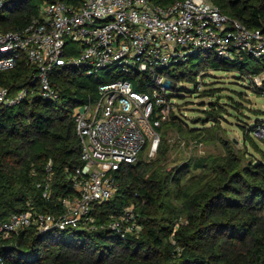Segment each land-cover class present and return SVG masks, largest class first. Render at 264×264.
<instances>
[{
    "label": "trees",
    "instance_id": "1",
    "mask_svg": "<svg viewBox=\"0 0 264 264\" xmlns=\"http://www.w3.org/2000/svg\"><path fill=\"white\" fill-rule=\"evenodd\" d=\"M56 1L76 6L83 2L6 0L0 33L25 28L45 4ZM176 1L153 3L166 7ZM211 1L246 27L264 33V0ZM167 70L168 77L179 82L193 83L200 72L217 70L235 71L255 84L253 79L264 72V63L248 55L222 58L205 51ZM38 73L37 66L26 59L0 70V85L11 93L27 89L21 102L0 104L1 221L28 209L64 211L61 199L73 194L72 180L82 164L74 109L96 100L99 84L105 81L100 72L89 74L74 66L54 68L50 80L60 97L53 100L40 94ZM128 78L137 90L148 85L138 83L134 76ZM220 92L219 88L204 91L212 100L208 106L201 103L208 108L198 110L202 115L192 119L196 126L190 127L183 113L172 111L159 128L161 140L155 157L146 161L139 154L136 161L122 164L117 173L119 189L112 199L97 206L93 227L48 232L28 227L1 236V264H264V148L257 146L253 136L264 120L256 119L247 127L244 141L245 145L254 142L259 158L215 134L222 129L226 110L216 101ZM171 128L197 142L219 141L225 153L192 156L169 166L171 146L165 134ZM49 181L51 195L46 198ZM129 206L134 208L141 231L122 238L110 224Z\"/></svg>",
    "mask_w": 264,
    "mask_h": 264
},
{
    "label": "built area",
    "instance_id": "2",
    "mask_svg": "<svg viewBox=\"0 0 264 264\" xmlns=\"http://www.w3.org/2000/svg\"><path fill=\"white\" fill-rule=\"evenodd\" d=\"M5 1L0 0V13ZM205 51L264 61V33L233 19L211 0H178L166 7L153 0H83L78 6L56 1L45 4L25 28L0 33V70L21 59L36 65L40 94L47 99L60 97L50 80L54 68L74 66L111 76L99 84L96 100L74 109L82 164L72 180L73 194L61 199L64 211L12 213L0 220V237L28 227L39 232L93 227L97 206L119 189L122 164L136 161L146 146L150 156L158 150L159 128L176 111L167 93L172 88L167 68ZM128 76L148 85L137 90ZM263 77L264 72L255 76L254 83L261 85ZM26 95L25 88L11 93L0 85L2 105L17 104ZM253 136L263 139L264 125ZM50 195L49 181L44 196ZM110 227L122 238L141 231L133 206Z\"/></svg>",
    "mask_w": 264,
    "mask_h": 264
},
{
    "label": "rangeland",
    "instance_id": "3",
    "mask_svg": "<svg viewBox=\"0 0 264 264\" xmlns=\"http://www.w3.org/2000/svg\"><path fill=\"white\" fill-rule=\"evenodd\" d=\"M193 61L197 62L198 59L194 58ZM98 75L105 80L111 78L106 72H100ZM194 81L188 83L185 80L179 82V80L172 77L168 79L172 88H168L167 93L175 94L171 97L176 104L177 114L183 113L185 115L183 118L188 121L189 126H194L192 119L202 115L198 110L208 108L207 106L212 100L209 96H206L207 94L204 91L219 88L221 90L220 98L216 101L223 104L226 110L221 121L222 129L219 128L215 134H219L218 136H222L228 141H234L237 148L249 150L260 158L261 155L257 151L254 142L249 140L245 145L244 141L249 131L247 127L254 125L256 119L264 120V85L253 84L248 77L242 79L235 71H203L197 74ZM202 102H205L207 106H201ZM165 135L171 146L167 156L169 166H175L192 156L225 153V147L219 141L197 142L190 135H186L188 138H185L174 128L169 129ZM256 142L258 147L264 148L263 140L256 138ZM155 155L150 156L147 147L140 152V156L146 161H149V158H153Z\"/></svg>",
    "mask_w": 264,
    "mask_h": 264
}]
</instances>
